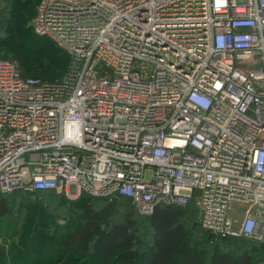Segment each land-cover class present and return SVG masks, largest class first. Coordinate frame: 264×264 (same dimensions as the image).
<instances>
[{"label":"built area","instance_id":"2783aa9c","mask_svg":"<svg viewBox=\"0 0 264 264\" xmlns=\"http://www.w3.org/2000/svg\"><path fill=\"white\" fill-rule=\"evenodd\" d=\"M30 25L69 66L0 58L1 194L192 202L211 237L264 244V0H39Z\"/></svg>","mask_w":264,"mask_h":264},{"label":"trees","instance_id":"16d2710c","mask_svg":"<svg viewBox=\"0 0 264 264\" xmlns=\"http://www.w3.org/2000/svg\"><path fill=\"white\" fill-rule=\"evenodd\" d=\"M20 1L8 2L9 9H13L14 5L19 6V9L15 17L9 16L4 19L3 25H9L17 32L24 33L29 31L27 23L32 14L34 16L39 0L35 5V0ZM1 11L0 8V14ZM29 32L36 35L31 28ZM43 43L49 44L47 40ZM49 45L57 55L65 57L68 65V54L62 48V51L57 48L59 46ZM57 62L44 59L41 63L37 62L36 71L43 70L47 73ZM20 71L23 75L46 81L60 79L64 73L63 71L56 79H50L36 76L37 74L32 75L34 69L31 72L27 69ZM20 192L29 195L36 193L37 197L50 193L54 198L52 203L46 201L28 204L27 217L30 218L28 224H33L38 219L41 221V218L45 217L44 227L38 228L36 232L31 231L32 226L26 229L24 240L19 245H11L8 251L0 247V264H255L257 262L251 245L252 242L257 241L240 236L209 237V234L195 223L197 209L192 202L185 207L178 205L156 207L150 214H141L126 197H93L83 193L77 200L70 201L63 197V193L53 189L35 192L19 190L8 194L0 193V218L10 212V199L18 198L17 193ZM67 203H72L70 206L72 209L76 207L82 209L80 219L69 220L66 227L58 232L60 228L55 224V220L61 215L60 212L65 209ZM145 229H147V237L144 235ZM196 230L199 232L201 230L204 234L202 232L198 234ZM231 238H238L239 243L234 246L230 241ZM27 240L32 242L28 249L24 245Z\"/></svg>","mask_w":264,"mask_h":264},{"label":"rangeland","instance_id":"374dc122","mask_svg":"<svg viewBox=\"0 0 264 264\" xmlns=\"http://www.w3.org/2000/svg\"><path fill=\"white\" fill-rule=\"evenodd\" d=\"M10 1L12 0H0V8L2 9L0 14V57L15 61V63L19 65L20 69L24 71L27 69L28 72H31L34 69V72L31 74H37L36 76L40 77L42 76L50 79H56L63 73V71L65 73L68 69L69 63L67 65V60L65 59V57H60L59 55H57L54 49L49 44H53L55 47H57L58 45L54 44L51 40L45 37L32 35V33L29 32L33 14L31 19L27 23V30L29 31H25L24 33L17 32L15 28H11L9 25H3L4 19L9 16L13 18V16L15 17L18 13L19 6L14 5L13 9L8 8V2ZM36 1L37 0L34 1V5L36 4ZM44 40H47L49 44L43 43ZM57 48L61 50L60 47ZM44 59L58 62L47 73L43 70L36 71L38 68L37 62L41 63ZM64 73L62 74V76L64 75ZM58 193H63V197L70 201H75L79 197H81V195H79L73 198L68 197L64 192L58 191ZM17 194L18 198L10 199V212L0 218V247H2L6 251L10 249L11 245H19L21 241L24 240L23 236L26 232V229H29L32 226L31 231L33 232L35 230L36 232L38 228L44 227L45 217L41 218V221L38 219L37 222L28 224V221H30V218L27 217L28 204L46 201H50L52 203L54 198H52V195L50 193L44 194L43 196L40 195L38 197L36 193L29 195L27 193L20 192ZM71 205L72 203H67L65 209H62V211L60 212L61 215L55 220V224L60 228L59 230H57L58 232L66 227V224L69 222V220L78 221L80 219V212L82 209H79V207H76V209H72L70 207ZM95 205L97 206V203H95ZM235 216L236 218H241V214H237ZM144 231V235L145 237H147V229H145ZM200 232L202 231L200 230ZM200 232L196 230V233L200 234ZM202 233L204 234V232ZM31 238H33V236ZM230 241L234 244V246L239 243L238 238H231ZM28 242L29 241L27 240V242L24 243L26 249L30 248L32 243ZM251 245L254 248L253 252L256 259L255 261H257L255 264H264V244L252 242Z\"/></svg>","mask_w":264,"mask_h":264},{"label":"water","instance_id":"95a60500","mask_svg":"<svg viewBox=\"0 0 264 264\" xmlns=\"http://www.w3.org/2000/svg\"><path fill=\"white\" fill-rule=\"evenodd\" d=\"M212 235L210 234L209 237H211Z\"/></svg>","mask_w":264,"mask_h":264}]
</instances>
